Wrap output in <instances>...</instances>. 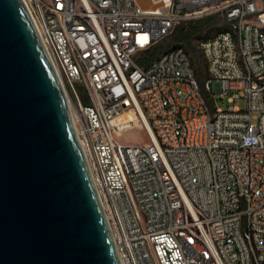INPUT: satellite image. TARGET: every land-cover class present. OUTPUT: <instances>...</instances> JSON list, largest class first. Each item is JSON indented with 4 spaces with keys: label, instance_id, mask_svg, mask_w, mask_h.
Returning <instances> with one entry per match:
<instances>
[{
    "label": "built area",
    "instance_id": "obj_1",
    "mask_svg": "<svg viewBox=\"0 0 264 264\" xmlns=\"http://www.w3.org/2000/svg\"><path fill=\"white\" fill-rule=\"evenodd\" d=\"M150 1L25 0L121 260L264 264V0ZM216 10L228 28L197 42L205 92L183 46L147 58L181 19ZM135 122L148 140H119Z\"/></svg>",
    "mask_w": 264,
    "mask_h": 264
},
{
    "label": "water",
    "instance_id": "obj_2",
    "mask_svg": "<svg viewBox=\"0 0 264 264\" xmlns=\"http://www.w3.org/2000/svg\"><path fill=\"white\" fill-rule=\"evenodd\" d=\"M0 264H123L24 0H0Z\"/></svg>",
    "mask_w": 264,
    "mask_h": 264
},
{
    "label": "trees",
    "instance_id": "obj_3",
    "mask_svg": "<svg viewBox=\"0 0 264 264\" xmlns=\"http://www.w3.org/2000/svg\"><path fill=\"white\" fill-rule=\"evenodd\" d=\"M223 17V16H222ZM223 20L224 17H223ZM217 20L213 16L201 18L197 21H179L177 22L171 32L167 35L168 41L164 43H156L148 52V59L157 57L161 52L168 50L172 47L183 46L191 59L194 66L195 73L200 81L202 88L207 78L205 69H202L198 63V59L195 57V47L192 45L191 40L193 38H203L210 36L218 31L226 30L228 26L215 25ZM165 47V48H163ZM204 89V88H203Z\"/></svg>",
    "mask_w": 264,
    "mask_h": 264
},
{
    "label": "rangeland",
    "instance_id": "obj_4",
    "mask_svg": "<svg viewBox=\"0 0 264 264\" xmlns=\"http://www.w3.org/2000/svg\"><path fill=\"white\" fill-rule=\"evenodd\" d=\"M140 3L143 5V6H151V1L150 0H139ZM208 16H213V18L215 19V21L217 20L216 24L215 25H222V26H227V23L225 20H223V11L221 10H216V11H213V12H210L208 14H205V15H202V16H195V17H190V18H184V19H181L180 21H197L201 18H206ZM200 38H193L191 40V43L192 45H194L195 47V57L198 59V63L199 65L201 66L202 69H205V59L203 57V54L202 52L199 50L198 46H197V42ZM169 39H168V36L166 35L165 37H163L158 43H164V42H167ZM165 48V47H163ZM205 71V74L207 76V73H206V69L204 70ZM215 85H213L214 87ZM204 88V87H203ZM204 92H205V88H204ZM213 93H214V97L217 99L218 101V105L219 106H222V107H226V105H229V104H232L231 101L228 100V96L229 94L231 93H228V94H225V95H222L221 91L220 90H217V89H213ZM234 104H237L239 106H243V101L241 99H236ZM254 120H256V116H254ZM136 124H134L130 129L126 130V131H123L119 134H117V138L121 141H124V142H129V143H143V142H146L148 140V136L147 134L145 133L144 131V128L142 126H140L137 122H135Z\"/></svg>",
    "mask_w": 264,
    "mask_h": 264
},
{
    "label": "bare ground",
    "instance_id": "obj_5",
    "mask_svg": "<svg viewBox=\"0 0 264 264\" xmlns=\"http://www.w3.org/2000/svg\"><path fill=\"white\" fill-rule=\"evenodd\" d=\"M25 1V0H24ZM40 34V33H39ZM41 36V35H40ZM42 39V38H41ZM45 45V44H44ZM46 47V46H45ZM47 49V48H46ZM54 65V64H53ZM55 67V66H54ZM55 70H56V67H55ZM57 71V70H56ZM58 73V72H57ZM59 75V74H58ZM60 78V77H59ZM60 80H61V82H62V84H63V81H62V79L60 78ZM64 86V85H63ZM70 109H71V107H70ZM71 112H72V109H71ZM72 116H73V113H72Z\"/></svg>",
    "mask_w": 264,
    "mask_h": 264
}]
</instances>
